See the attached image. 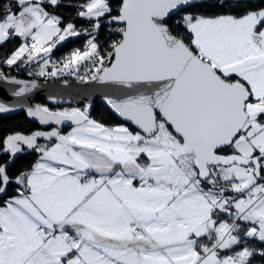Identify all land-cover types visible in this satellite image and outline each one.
<instances>
[{
  "label": "snow or ice",
  "instance_id": "6c2138e0",
  "mask_svg": "<svg viewBox=\"0 0 264 264\" xmlns=\"http://www.w3.org/2000/svg\"><path fill=\"white\" fill-rule=\"evenodd\" d=\"M15 41L14 96L39 85L3 67L37 63L108 89L134 130L28 107L50 130L0 138V264H264V0H0Z\"/></svg>",
  "mask_w": 264,
  "mask_h": 264
},
{
  "label": "water",
  "instance_id": "95a60500",
  "mask_svg": "<svg viewBox=\"0 0 264 264\" xmlns=\"http://www.w3.org/2000/svg\"><path fill=\"white\" fill-rule=\"evenodd\" d=\"M20 80L32 81L26 79ZM36 83L39 87L33 89L31 92L25 93L23 96L17 97L13 95V92L18 88L17 85L0 81V103L5 104L11 109L8 112L0 113V118H9L23 114L29 122L37 125V129H34L33 131H48L50 130L49 126L40 125L37 119L27 115L28 107H35L36 105L41 104L52 108L72 106L82 107V109H84L85 107H88L89 115H91L93 106L99 103L104 106L118 122L134 129V126L131 125L130 122L124 121L123 118L119 117L118 114H116L107 104L104 97L108 89L103 86L95 83L86 85L74 81H69L68 85H64L63 80L50 82L36 81ZM52 127H55V125ZM71 127H73V125H71L70 122H65L64 125L59 126L63 134H66V132H64L65 129ZM40 142L45 141L41 139ZM29 152L31 151L26 150V152L20 154V156Z\"/></svg>",
  "mask_w": 264,
  "mask_h": 264
},
{
  "label": "trees",
  "instance_id": "16d2710c",
  "mask_svg": "<svg viewBox=\"0 0 264 264\" xmlns=\"http://www.w3.org/2000/svg\"><path fill=\"white\" fill-rule=\"evenodd\" d=\"M259 3L260 0H257ZM68 13H66L67 15ZM86 42V37H75L70 39L69 41L63 43L61 46L57 47L52 52V59H56L59 55L70 51L71 49H81L84 47ZM18 45V41L14 43H9L6 47L0 48L3 50L7 55H10L11 51ZM25 66V65H21ZM44 106V104H41ZM59 110L63 109H72V106L68 107H59ZM51 110V109H50ZM91 118L101 121L103 123L115 126L122 124L118 122L109 112L108 110L102 106L101 104L97 103L93 106L91 111ZM126 126V125H125ZM132 128V127H131ZM34 129H37V125L35 123L29 122V120L23 115L19 114L14 117L9 118H0V138L5 137L8 134L15 133V132H22V133H30ZM67 129L64 130V132ZM134 130V129H133ZM45 143V142H43ZM20 159H17L15 162V166L12 168V172L15 173L18 169L28 166L29 164L33 163L37 158L38 154L34 152H29L25 155L20 156ZM11 191V189H10Z\"/></svg>",
  "mask_w": 264,
  "mask_h": 264
},
{
  "label": "built area",
  "instance_id": "2783aa9c",
  "mask_svg": "<svg viewBox=\"0 0 264 264\" xmlns=\"http://www.w3.org/2000/svg\"><path fill=\"white\" fill-rule=\"evenodd\" d=\"M73 50L74 49H71L70 51L59 55L56 59L51 60L50 65H49V70H51L53 64H55L56 67H60L61 66L60 61L65 56H67L69 53H71ZM4 55H7V54L3 50L0 49V57H3ZM3 70L9 76H14L19 79L35 80V81H42V82L60 81V80L67 79L68 81L77 82L75 77H72V76H60V77L48 78V79H46L45 77H39L36 75L40 70L38 65H34V66L25 65V66H20L18 69L16 68L8 69L7 67H3ZM29 73H31V75Z\"/></svg>",
  "mask_w": 264,
  "mask_h": 264
},
{
  "label": "rangeland",
  "instance_id": "374dc122",
  "mask_svg": "<svg viewBox=\"0 0 264 264\" xmlns=\"http://www.w3.org/2000/svg\"><path fill=\"white\" fill-rule=\"evenodd\" d=\"M75 38V37H74ZM71 39H73V38H71ZM69 41V40H68ZM65 42H67V41H65ZM64 42V43H65ZM18 44H19V41H18ZM18 46V45H17ZM16 46V47H17ZM59 46H61V45H58L57 47H59ZM56 49V48H55ZM55 49H53V51L55 50ZM51 59H52V54H51ZM34 65H38L37 63H32V64H29V66H34ZM63 110H66V109H63ZM63 110H55V111H63ZM68 110H70V109H68ZM72 128V127H71ZM71 128H68L65 132H66V134H67V132H69V131H71ZM41 144H43V142H40Z\"/></svg>",
  "mask_w": 264,
  "mask_h": 264
},
{
  "label": "flooded vegetation",
  "instance_id": "af4514ba",
  "mask_svg": "<svg viewBox=\"0 0 264 264\" xmlns=\"http://www.w3.org/2000/svg\"><path fill=\"white\" fill-rule=\"evenodd\" d=\"M43 106V105H42ZM44 106H46V105H44ZM49 109H51L52 111H55V110H58V108H52V107H49V106H47ZM73 108V107H72ZM74 108H81L82 109V107H74Z\"/></svg>",
  "mask_w": 264,
  "mask_h": 264
},
{
  "label": "crops",
  "instance_id": "0c3cea01",
  "mask_svg": "<svg viewBox=\"0 0 264 264\" xmlns=\"http://www.w3.org/2000/svg\"><path fill=\"white\" fill-rule=\"evenodd\" d=\"M116 126V125H115Z\"/></svg>",
  "mask_w": 264,
  "mask_h": 264
}]
</instances>
